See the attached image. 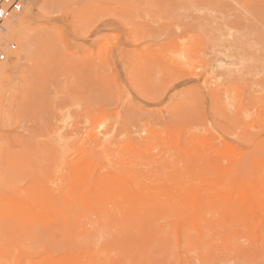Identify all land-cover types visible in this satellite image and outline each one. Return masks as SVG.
<instances>
[{"label": "rangeland", "instance_id": "374dc122", "mask_svg": "<svg viewBox=\"0 0 264 264\" xmlns=\"http://www.w3.org/2000/svg\"><path fill=\"white\" fill-rule=\"evenodd\" d=\"M50 3L0 33V264H264V0Z\"/></svg>", "mask_w": 264, "mask_h": 264}, {"label": "bare ground", "instance_id": "6f19581e", "mask_svg": "<svg viewBox=\"0 0 264 264\" xmlns=\"http://www.w3.org/2000/svg\"><path fill=\"white\" fill-rule=\"evenodd\" d=\"M61 0H57V1H54V0H51V3L48 5L49 7H52V6H55V4H57L58 2H60ZM23 14V13H22ZM21 14V15H22ZM20 15V16H21ZM28 16V15H27ZM19 17V16H18ZM18 17H15L14 19H12V20H9L5 25H4V28L2 29V28H0V33L2 34V35H5V34H8V36L10 37V38H15V39H17L20 43H23V44H25V45H27L28 43L26 42V38H27V35L25 34V30L28 28V26L27 27H25V22H24V20H20V21H17V19H18ZM22 58H24V57H22ZM21 59V56H20V54H19V57H18V60H20ZM7 68L5 67V66H1L0 67V74H3V73H5V72H7ZM86 135V134H85ZM68 196H71V194H69ZM68 198L65 196V198H64V201H65V203H68V200H67ZM26 208H28V207H25V209ZM25 209L23 210V212L21 211V215H16V208L14 209V210H12V211H10V212H8L7 213V215H5V216H7V222H8V224L9 225H7V226H10V225H15V224H25V220H27L28 218V214H26V211H25ZM3 213H0V218H1V216H3L2 215ZM6 214V213H5ZM59 216L61 217V215L59 214ZM62 219H64L63 218V216H62ZM244 219V218H243ZM1 220V219H0ZM247 220V219H246ZM235 221H237V220H235ZM239 221V220H238ZM243 221V224H244V221H245V219L244 220H242ZM18 222V223H17ZM241 223V222H240ZM0 224H2L1 222H0ZM236 224H238V223H236ZM242 224V223H241ZM239 225V226H242V225ZM3 225V224H2ZM1 225V226H2ZM5 225V224H4ZM11 226V227H12ZM27 226V225H26ZM244 226V225H243ZM6 227V226H5ZM14 227V226H13ZM245 227V226H244ZM228 228H230V227H228ZM62 234V233H61ZM71 235V234H70ZM67 235L65 234V236L64 237H66ZM69 236V235H68ZM68 240V239H67ZM228 246V245H227ZM226 246V247H227Z\"/></svg>", "mask_w": 264, "mask_h": 264}, {"label": "built area", "instance_id": "2783aa9c", "mask_svg": "<svg viewBox=\"0 0 264 264\" xmlns=\"http://www.w3.org/2000/svg\"><path fill=\"white\" fill-rule=\"evenodd\" d=\"M31 0H0V28H4V25L15 17L20 16ZM16 49L15 43L5 45L0 42V62H4L7 59V50L14 51Z\"/></svg>", "mask_w": 264, "mask_h": 264}]
</instances>
